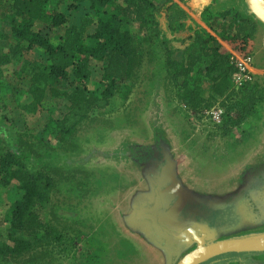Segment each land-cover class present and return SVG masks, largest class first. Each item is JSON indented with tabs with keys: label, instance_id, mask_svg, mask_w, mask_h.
I'll return each mask as SVG.
<instances>
[{
	"label": "rangeland",
	"instance_id": "rangeland-1",
	"mask_svg": "<svg viewBox=\"0 0 264 264\" xmlns=\"http://www.w3.org/2000/svg\"><path fill=\"white\" fill-rule=\"evenodd\" d=\"M153 2L154 23L138 22L130 28L141 41L128 81L130 92L127 98L123 94L115 95L106 108L92 112L79 126L72 143L67 140L65 146L55 139L52 129L45 128L62 118L69 102L64 97L53 96L43 78L40 77L39 84H32L31 80L36 73L49 71L46 55L38 49L28 51L21 48L17 52L18 45L10 36V24L0 19V72L8 85V89H3L0 94V142L4 147L0 154L6 149L18 148L37 160L62 164L65 173L80 177L83 172L82 178L86 177L81 190L64 191L55 202L56 206L53 203L48 209L55 225L63 228L71 239L64 238L65 243L59 250L56 240L35 247L34 257H21L14 264L168 263L166 251L153 245L140 229H134L128 223L130 205L137 193L145 188V181L130 156L123 158L129 153L127 145H152L156 142V135L161 134L171 144L169 158L179 187L193 197L210 198L219 205L226 203L222 194L239 181L241 174L252 163L264 159V77L257 78L254 74V81H259L261 90L248 118L231 134L224 135L221 128L223 115L231 103L242 98V91L235 93L238 90L234 89L231 95L213 98L211 86L203 82L200 91L193 93L194 100H189L196 106L190 107L178 99L177 81H181L175 78L166 63L168 57L182 60L183 52L192 44L198 28L213 33L201 20L208 5L213 4L217 9L223 5L226 8L235 6L246 14V1ZM173 2L187 14L185 27L179 30L169 19V6ZM88 7L87 1L64 0L60 10L69 8L66 10L67 22L55 31L48 30L49 35H64L67 27L79 25L85 17H92ZM2 55L9 56L10 61L2 63ZM206 61L201 64L203 68L209 65ZM102 69L101 62L93 61L88 78L80 80L69 71L68 79L60 78L55 87L68 94L81 84L96 90L102 81ZM196 77L199 76L193 74L192 78ZM33 87L35 89L31 90ZM16 89L20 90V102L16 99L19 98ZM231 114L236 116L237 112L232 110ZM7 190L5 198L12 202L16 196L14 188L9 186ZM246 230L238 228L237 232L228 235L247 234ZM0 236H8L7 225L0 227ZM45 246L53 256L38 254ZM252 255L244 258L254 264H264V253ZM25 259L28 260L24 262ZM219 264L241 262L230 260Z\"/></svg>",
	"mask_w": 264,
	"mask_h": 264
},
{
	"label": "trees",
	"instance_id": "trees-1",
	"mask_svg": "<svg viewBox=\"0 0 264 264\" xmlns=\"http://www.w3.org/2000/svg\"><path fill=\"white\" fill-rule=\"evenodd\" d=\"M63 1L0 0V19L10 24L12 39L18 45L17 52L21 48L28 51L38 49L46 55L49 71L36 73L31 80L32 84H39L40 77L43 78L53 96L64 97L69 102L62 118L47 124L45 128L52 129L55 139L65 146L67 140L72 143L79 126L92 112L106 108L115 95L123 94L127 98L130 92L128 81L141 41L130 28L138 22L147 25L154 23L155 4L153 0H76L87 1L93 16L85 17L79 25L67 27L64 35L54 37L49 35L48 30L55 31L67 22L66 10L69 8L60 10ZM68 7L71 8L70 5ZM169 11V19L176 29L184 28L186 12L174 2L169 6ZM245 12L235 6L226 8L223 5L217 9L213 4L208 5L201 14V20L213 33L198 28L192 44L184 50L182 60L168 57L167 67L181 81L176 80L179 83L180 101L188 103L190 107L196 106L189 100H194L192 95L200 91L203 82L211 86L213 98L231 95L234 91L231 80L235 71L231 59L233 53L220 40L228 41L236 54H251L249 40L254 38L258 22L248 14L247 9ZM205 59L209 65L203 68L201 64L205 63ZM1 61L8 63L10 58L2 55ZM93 61L103 64L102 81L96 90L81 84L68 94L55 87L60 78L68 79L69 71L80 80L88 78ZM193 74L199 77L193 79ZM259 85V81H254L234 91H242L243 95L239 101L231 103L223 115L221 128L224 135L231 134L248 118L257 104L258 91L261 90ZM3 89H8V85L0 72V94ZM16 92L19 95L17 102H20V90L16 89ZM232 110L237 112L236 116L231 114ZM3 148L0 142V151ZM64 169L58 162L52 164L37 160L32 154L18 148L6 149L0 154V227H8V236H0V264H14L21 257H34L36 250L33 248L52 240H56L59 250L65 243L64 238L71 239L63 228L57 223L55 225L48 209L53 203L56 206L55 202L57 199L59 201L58 197L64 191L81 190L86 177L82 178L83 172L77 177L75 173H65ZM9 186L14 188L16 194L12 202L5 198ZM47 248L45 246L38 254L42 257L53 256V252Z\"/></svg>",
	"mask_w": 264,
	"mask_h": 264
},
{
	"label": "flooded vegetation",
	"instance_id": "flooded-vegetation-1",
	"mask_svg": "<svg viewBox=\"0 0 264 264\" xmlns=\"http://www.w3.org/2000/svg\"><path fill=\"white\" fill-rule=\"evenodd\" d=\"M170 145L171 144L159 134L156 135L155 144L127 145L129 153L123 156L124 159L130 156L129 159L133 160L132 162L138 166L145 181V188L140 193H137L132 205H130L131 213L127 219L128 223H130L134 229H140L144 233H147V230L143 222L152 223L149 218L152 212L149 210L157 208L156 203L157 200L161 198V193L167 194L168 188L172 186L173 183H175L174 185L176 187H179L175 179L172 160L169 158ZM164 167H167L165 172L163 171ZM166 174H169L173 179L170 180ZM161 182L162 184L160 185ZM222 195L226 197V203L224 205H216L213 200L209 201L213 206H209V203L192 197L194 201L192 203V208L190 207L189 215L180 214L179 218L206 222L210 227L222 232L237 227L243 228L244 230L247 229L245 232L247 234L245 235L264 231V159L252 163V165L241 174L239 181ZM173 206L174 201H171L168 208L162 205L160 210L168 212ZM141 210L145 212L139 214ZM141 217H146L148 220L141 219ZM133 219H140L141 221L140 223H132V221H134ZM228 234L229 233H227L226 236L222 235L219 240L240 235L229 236ZM149 237L157 238L152 230ZM195 247L196 244L184 250L179 258H182ZM244 256L241 255L239 258L236 257L230 260L239 261L241 264H244L243 261H251L242 258ZM167 259V264H169L168 255ZM230 260L224 262H229ZM176 263L177 262H175V264ZM172 264H174L173 260ZM251 264H254V261H252Z\"/></svg>",
	"mask_w": 264,
	"mask_h": 264
},
{
	"label": "water",
	"instance_id": "water-1",
	"mask_svg": "<svg viewBox=\"0 0 264 264\" xmlns=\"http://www.w3.org/2000/svg\"><path fill=\"white\" fill-rule=\"evenodd\" d=\"M245 1L248 13L254 15L258 21L264 24V0ZM166 169L167 167H164L163 171L165 172ZM166 175H168L170 180L173 179L169 174ZM174 184L168 188L167 194L161 193V198L156 203L157 208L149 210L152 212V215L149 216L152 223L143 222L147 230V233H143L153 245L166 251L169 256V264H172V260L174 264L175 262H177L176 264H218L236 257L239 258L241 255H250L252 257V254L264 253V231L219 240L224 234L237 232L239 227L222 232L210 227L206 222L179 218L180 214L189 215L194 195L186 193L182 188L176 187ZM193 198L205 201L209 203V206H213L209 202L212 201L210 198L200 196ZM171 201H174V206L171 207L170 211L160 210L162 205L168 208ZM214 203L217 205L216 202ZM143 212L145 211L141 210L139 214ZM141 219L148 220L146 217H141ZM133 220L132 223H140L141 221L140 219ZM151 230L154 231L157 238L149 237ZM194 244H196L194 249L179 258L184 250ZM222 258L224 260L219 262V259ZM243 262L244 264H251L252 261Z\"/></svg>",
	"mask_w": 264,
	"mask_h": 264
},
{
	"label": "built area",
	"instance_id": "built-area-1",
	"mask_svg": "<svg viewBox=\"0 0 264 264\" xmlns=\"http://www.w3.org/2000/svg\"><path fill=\"white\" fill-rule=\"evenodd\" d=\"M231 59L235 65V71L231 76L233 89L240 90L247 84L253 83L255 74L253 56L251 54L242 56L234 53Z\"/></svg>",
	"mask_w": 264,
	"mask_h": 264
},
{
	"label": "crops",
	"instance_id": "crops-1",
	"mask_svg": "<svg viewBox=\"0 0 264 264\" xmlns=\"http://www.w3.org/2000/svg\"><path fill=\"white\" fill-rule=\"evenodd\" d=\"M263 25L258 22L257 32L252 40H249L248 49L251 50L254 58V72L255 76L258 77H264V60H262V57H264V35H263ZM12 34V30H11ZM12 38V35H10ZM262 40V41H261ZM222 44L231 52H235V50L232 49L231 45H227L228 41L220 40ZM227 42V43H226ZM12 40L8 44L11 46ZM243 124V123H242ZM241 124V125H242Z\"/></svg>",
	"mask_w": 264,
	"mask_h": 264
}]
</instances>
